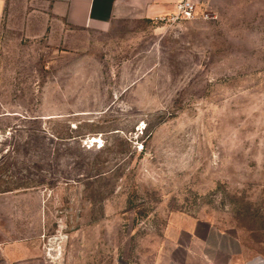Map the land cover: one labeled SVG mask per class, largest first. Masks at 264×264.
I'll return each instance as SVG.
<instances>
[{"label":"rangeland","instance_id":"obj_1","mask_svg":"<svg viewBox=\"0 0 264 264\" xmlns=\"http://www.w3.org/2000/svg\"><path fill=\"white\" fill-rule=\"evenodd\" d=\"M197 15L71 51L11 12L0 264L264 262V0H200Z\"/></svg>","mask_w":264,"mask_h":264},{"label":"crops","instance_id":"obj_2","mask_svg":"<svg viewBox=\"0 0 264 264\" xmlns=\"http://www.w3.org/2000/svg\"><path fill=\"white\" fill-rule=\"evenodd\" d=\"M177 1L0 0V35L13 12L18 14L27 37L76 51L88 45L92 36L109 33L119 23L170 15Z\"/></svg>","mask_w":264,"mask_h":264},{"label":"built area","instance_id":"obj_3","mask_svg":"<svg viewBox=\"0 0 264 264\" xmlns=\"http://www.w3.org/2000/svg\"><path fill=\"white\" fill-rule=\"evenodd\" d=\"M199 2L200 0H178L175 3V12L170 15L160 16L157 18V21L195 20L198 18L197 9ZM202 17L209 18L210 16L203 14ZM86 140H88L87 143H90V146L95 145L97 149L103 145L100 136H97V138H87Z\"/></svg>","mask_w":264,"mask_h":264},{"label":"bare ground","instance_id":"obj_4","mask_svg":"<svg viewBox=\"0 0 264 264\" xmlns=\"http://www.w3.org/2000/svg\"><path fill=\"white\" fill-rule=\"evenodd\" d=\"M252 264H264V262L263 261H258V262L252 263Z\"/></svg>","mask_w":264,"mask_h":264}]
</instances>
